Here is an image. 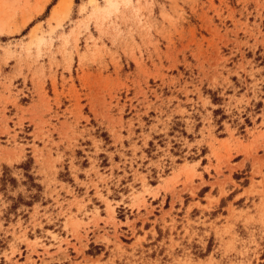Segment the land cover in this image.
Listing matches in <instances>:
<instances>
[{
  "label": "rangeland",
  "instance_id": "rangeland-1",
  "mask_svg": "<svg viewBox=\"0 0 264 264\" xmlns=\"http://www.w3.org/2000/svg\"><path fill=\"white\" fill-rule=\"evenodd\" d=\"M264 262V0H0V264Z\"/></svg>",
  "mask_w": 264,
  "mask_h": 264
},
{
  "label": "trees",
  "instance_id": "trees-1",
  "mask_svg": "<svg viewBox=\"0 0 264 264\" xmlns=\"http://www.w3.org/2000/svg\"><path fill=\"white\" fill-rule=\"evenodd\" d=\"M259 264H264V262H262V263H259Z\"/></svg>",
  "mask_w": 264,
  "mask_h": 264
}]
</instances>
